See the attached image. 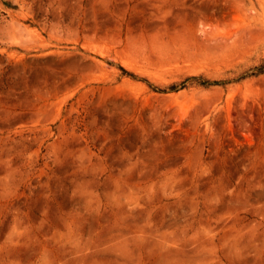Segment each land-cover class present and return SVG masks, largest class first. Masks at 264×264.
<instances>
[{
	"label": "rangeland",
	"instance_id": "1",
	"mask_svg": "<svg viewBox=\"0 0 264 264\" xmlns=\"http://www.w3.org/2000/svg\"><path fill=\"white\" fill-rule=\"evenodd\" d=\"M0 264H264V0H0Z\"/></svg>",
	"mask_w": 264,
	"mask_h": 264
},
{
	"label": "trees",
	"instance_id": "2",
	"mask_svg": "<svg viewBox=\"0 0 264 264\" xmlns=\"http://www.w3.org/2000/svg\"><path fill=\"white\" fill-rule=\"evenodd\" d=\"M260 72V71H259Z\"/></svg>",
	"mask_w": 264,
	"mask_h": 264
}]
</instances>
